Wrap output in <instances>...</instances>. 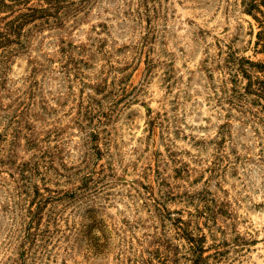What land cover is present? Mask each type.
<instances>
[{
	"label": "rangeland",
	"instance_id": "obj_1",
	"mask_svg": "<svg viewBox=\"0 0 264 264\" xmlns=\"http://www.w3.org/2000/svg\"><path fill=\"white\" fill-rule=\"evenodd\" d=\"M6 2L0 264H264V0Z\"/></svg>",
	"mask_w": 264,
	"mask_h": 264
},
{
	"label": "trees",
	"instance_id": "obj_2",
	"mask_svg": "<svg viewBox=\"0 0 264 264\" xmlns=\"http://www.w3.org/2000/svg\"><path fill=\"white\" fill-rule=\"evenodd\" d=\"M13 1H14L15 3H22V2L26 3V2H28L29 0H13ZM251 7H254V5H251ZM1 8H3V9H7V8H9V9L11 10V12L14 11V10H13V5L8 4V3L6 2V0H0V9H1ZM5 11H6V10H5ZM16 20H18V19H16ZM19 28H20V24H15V21H12V22H11V24H10V29H12L11 31H17ZM18 31H19V30H18ZM2 34H4V33H1V32H0V38H1L0 43L3 42L4 39L7 38L6 35H2ZM7 39H8V38H7Z\"/></svg>",
	"mask_w": 264,
	"mask_h": 264
}]
</instances>
